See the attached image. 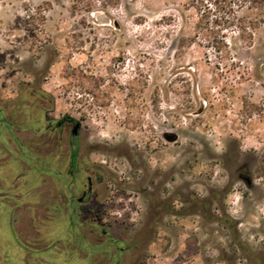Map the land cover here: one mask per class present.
Segmentation results:
<instances>
[{
	"label": "rangeland",
	"instance_id": "1",
	"mask_svg": "<svg viewBox=\"0 0 264 264\" xmlns=\"http://www.w3.org/2000/svg\"><path fill=\"white\" fill-rule=\"evenodd\" d=\"M207 7L194 0H0V110L13 124L0 125V161L16 160V174L31 171L30 152L46 138L35 140V120L24 110L31 115L41 95L35 90L42 91L54 100L52 116L81 123L91 163L111 172L99 186L106 203L83 207L81 234L100 222L113 234L129 232L144 264H249L238 243L264 258V25L249 31L252 46L228 26L201 35ZM255 13L239 16L253 20ZM166 133L178 140L166 141ZM45 154L39 166H47ZM31 175L36 221L20 212L18 229L22 239L53 231L56 264H64L62 179ZM51 201L57 217L45 225ZM90 209L112 218L100 221ZM0 226L12 235L5 221Z\"/></svg>",
	"mask_w": 264,
	"mask_h": 264
},
{
	"label": "flooded vegetation",
	"instance_id": "2",
	"mask_svg": "<svg viewBox=\"0 0 264 264\" xmlns=\"http://www.w3.org/2000/svg\"><path fill=\"white\" fill-rule=\"evenodd\" d=\"M35 93L41 95L33 106L28 107L31 115L27 110H24V116L26 119L35 120L32 124V134L35 140L39 141L40 136H44L46 140L41 144L35 142V148L30 152L33 157L30 160L32 161L31 171L27 175H22L24 174L23 170L20 174H16L13 170L17 165L16 160L13 164L9 163L10 165L8 164L10 160H6L3 164L0 161V221H5L8 233H12L10 236L3 235L1 233L3 226H0V264H56L55 250L61 249H58V244L54 243L55 234L53 231L46 232V236H44L37 230L32 238L22 239L20 229H18L17 215L20 212L28 210L32 213L30 214L31 222L26 217L20 221V224L24 220L29 221L30 225L36 221L32 206L38 204V196L33 194V189H37V187L31 174L33 172L36 174L41 170L48 176V181H52L53 184L55 178H61L64 187L62 197V213L66 218L64 239L69 242L68 244L64 243L61 254L64 264H144L145 256H141L142 251L138 243L140 241H137L135 236L127 237L129 232L121 235L113 234L108 229L110 223L100 222V225H94L89 230L88 235L81 234L80 231L83 229L81 220L85 215L83 207L106 203L108 199L99 197V186L103 183L106 185L108 181L106 174H111V172L103 165L91 163L90 155L93 150L86 148L81 123L68 115L60 118L52 116L53 111L48 108V105L53 104L54 100L42 91L35 90ZM5 121L4 113L0 110V125L2 127L6 125L12 129L13 124ZM20 128L22 127L20 126ZM2 135L0 131V139ZM15 138L17 139L16 136ZM19 149L15 153H19ZM45 149H47L46 152L42 151ZM39 152L47 153L44 160L47 161V166H39ZM238 177L247 183L249 180L250 184L252 182L251 178L244 173H240ZM211 193L215 198L216 192L212 191ZM94 209L97 208L94 207ZM52 210H55V206L51 201L47 206L46 222L43 224L48 225V221H55L57 216L51 212ZM90 213L100 221L104 217H108L102 211L96 213L90 209ZM237 247L241 253L244 252L249 264H264V258L250 253L243 243H238ZM15 261L17 262L15 263Z\"/></svg>",
	"mask_w": 264,
	"mask_h": 264
},
{
	"label": "trees",
	"instance_id": "3",
	"mask_svg": "<svg viewBox=\"0 0 264 264\" xmlns=\"http://www.w3.org/2000/svg\"><path fill=\"white\" fill-rule=\"evenodd\" d=\"M199 3L206 2L207 10L202 15L199 23L197 24L200 34L203 35L207 30H215L218 27L233 28L237 30L240 40L247 41L251 44L254 41L253 30L264 25V0H194ZM237 8V9H236ZM248 9L256 11L255 19L242 18L239 16V11ZM218 12L219 15L212 19L210 26L212 11ZM252 32H249L251 31Z\"/></svg>",
	"mask_w": 264,
	"mask_h": 264
},
{
	"label": "water",
	"instance_id": "4",
	"mask_svg": "<svg viewBox=\"0 0 264 264\" xmlns=\"http://www.w3.org/2000/svg\"><path fill=\"white\" fill-rule=\"evenodd\" d=\"M164 138L166 139V141H168L170 143H174L178 140V135H176L174 133H166L164 135ZM248 185H250V180L248 182Z\"/></svg>",
	"mask_w": 264,
	"mask_h": 264
}]
</instances>
